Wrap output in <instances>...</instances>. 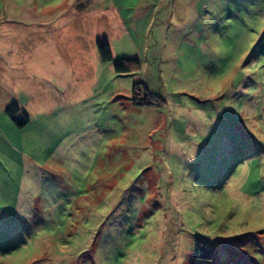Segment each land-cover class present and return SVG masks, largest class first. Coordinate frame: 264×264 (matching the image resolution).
<instances>
[{
    "label": "rangeland",
    "instance_id": "rangeland-1",
    "mask_svg": "<svg viewBox=\"0 0 264 264\" xmlns=\"http://www.w3.org/2000/svg\"><path fill=\"white\" fill-rule=\"evenodd\" d=\"M161 2L121 28L111 0H0V76L42 103L25 129L0 113V142L56 143L20 195L10 152L0 264H264V0Z\"/></svg>",
    "mask_w": 264,
    "mask_h": 264
},
{
    "label": "crops",
    "instance_id": "crops-1",
    "mask_svg": "<svg viewBox=\"0 0 264 264\" xmlns=\"http://www.w3.org/2000/svg\"><path fill=\"white\" fill-rule=\"evenodd\" d=\"M79 3L85 5L87 8L89 5V0H78ZM162 0H134V1H128L125 3L126 9V17H123L121 14L120 8L118 9L116 7V1L111 0V5L108 7L104 8L105 11H112L114 17L120 21L118 26L121 28L125 27V22H128L130 19L132 20H145L144 18L148 15V21L152 20V14L155 11L154 8H151L150 5H163L164 2H161ZM121 3V2H119ZM166 3H170L169 1H166ZM123 6V7H124ZM95 11H99L96 10ZM99 18H101L104 15V12L100 8L99 11ZM160 12L164 13V10L162 9H157L156 14H160ZM162 14V13H161ZM83 17L86 16V14L82 15ZM156 18V17H155ZM10 69H20L19 67H9ZM35 71L29 72L26 74L25 80L22 81H29L28 85H32V81H34L32 75ZM6 75V74H4ZM4 75L0 76V113L3 115L2 120L6 119L7 117L11 123L14 124V122L8 117V115L5 112L6 106L11 104L12 102L15 103L18 106V111L15 113V117H23L26 116V123L23 126H18L15 125L18 129H25L28 127V125L31 123V113L37 110L40 105L42 104L37 100V104H33V96H35V92L32 91V87L30 88H18V81L20 80L19 78H6ZM15 76V74L13 73ZM18 80V81H17ZM19 89V90H18ZM18 92H25L27 97L22 99L19 95ZM33 95V96H32ZM36 97V96H35ZM37 99V98H36ZM6 123V122H5ZM47 134V133H46ZM1 135V134H0ZM6 138V136L4 137ZM51 141V140H50ZM1 143V142H0ZM4 143V139L3 142ZM0 144V181L3 183L2 186H0V189L6 183L4 181L9 180V172L12 173L10 170L9 164L7 161H11V156L10 152H13V158H14V173H18V183L19 187L17 189V193L20 195L21 191V186L20 183L22 182V179L25 181L28 178V180H31V177H28V166L32 167H39L40 164L44 165L46 161L54 154V150H51L50 145L51 144H56L53 141L49 142V136L45 135L44 136H38V135H33V134H27L26 136V141H22L19 144ZM60 143H57L56 146H59ZM18 145V146H17ZM59 150V149H58ZM38 158H41L40 160ZM8 165V167H7ZM27 166V167H26ZM27 168V169H26ZM31 168H29L30 170ZM5 177H8L9 179H5ZM4 180V181H3ZM35 186V185H34ZM24 187V186H22ZM28 188H26V191ZM4 191L1 190L0 193Z\"/></svg>",
    "mask_w": 264,
    "mask_h": 264
},
{
    "label": "trees",
    "instance_id": "trees-1",
    "mask_svg": "<svg viewBox=\"0 0 264 264\" xmlns=\"http://www.w3.org/2000/svg\"><path fill=\"white\" fill-rule=\"evenodd\" d=\"M96 49L98 56L102 61H112L109 43L106 38L100 39L96 42ZM112 66L116 73H127L137 70L140 64L136 58H119L112 62ZM130 99L133 105L153 108H160L165 103L161 96L150 92L139 82L133 84ZM18 109V106L12 102L6 106L5 112L15 125L23 126L26 123V116L15 117V113Z\"/></svg>",
    "mask_w": 264,
    "mask_h": 264
}]
</instances>
